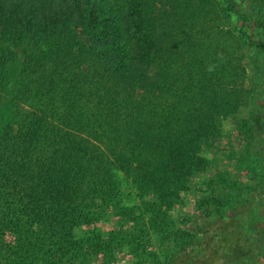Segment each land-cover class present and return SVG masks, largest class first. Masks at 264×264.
I'll return each mask as SVG.
<instances>
[{"label": "trees", "instance_id": "trees-1", "mask_svg": "<svg viewBox=\"0 0 264 264\" xmlns=\"http://www.w3.org/2000/svg\"><path fill=\"white\" fill-rule=\"evenodd\" d=\"M154 1L0 0V264L264 256V0ZM236 47L259 58L251 85ZM227 118L242 173L211 175Z\"/></svg>", "mask_w": 264, "mask_h": 264}, {"label": "rangeland", "instance_id": "rangeland-1", "mask_svg": "<svg viewBox=\"0 0 264 264\" xmlns=\"http://www.w3.org/2000/svg\"><path fill=\"white\" fill-rule=\"evenodd\" d=\"M154 0H128V7L131 13L132 17H135L138 13H145L150 8L154 6ZM133 28L138 29V25H133ZM234 47L237 46V43L235 39H233ZM240 45V44H239ZM235 51H239L242 54L239 55L238 59L240 58L242 61H239V66L241 67V70H238L239 72V78H236V83L234 81L233 86H241V85H251L250 80L254 77L258 76V69L256 68L257 61L259 58H256L253 53L247 51L244 48L239 49L236 47ZM250 52V53H249ZM238 64V61H236ZM245 68V69H244ZM263 75L262 73H260ZM264 76V75H263ZM232 86H227V90H231ZM254 100V98H253ZM239 124L237 122H233L230 120V118H227L224 120L223 124V131L222 134L216 139L214 142V149H211L210 151H207L205 154L208 157V159H214L213 162H210L207 168V172L209 174H213L215 171H223L225 173H242L241 170H238L239 168L234 166V160L231 158H227L237 150H240L241 143H242V135L238 132ZM219 148H216V147ZM252 157H248V159H251ZM198 179V178H197ZM193 193H189L186 197L189 198V201L187 204L183 205V209L189 212H192L191 216L185 217L182 219V221H187L185 226L195 230L196 226L201 223L200 214L199 211L196 210L194 200L191 199L193 197ZM179 214V213H178ZM181 215V214H180ZM191 217H194L196 219V224L191 222L189 219ZM189 222V223H188ZM98 226H100L103 230V235L109 230L114 229L115 225L109 222H99L97 223ZM83 230H79L78 233L81 236H86V230L88 229V226L83 225ZM121 238V237H120ZM257 264H264V256L259 257L257 259ZM75 264H142L140 261V258L138 255H132L128 252L127 246H123V248H118L116 251L111 250H100L99 248H96L93 252V256H86L85 253H83L80 257L77 259V263Z\"/></svg>", "mask_w": 264, "mask_h": 264}]
</instances>
